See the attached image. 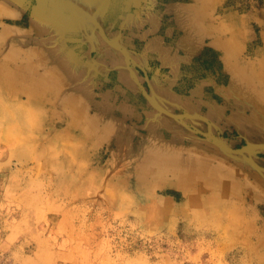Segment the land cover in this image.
Masks as SVG:
<instances>
[{
    "label": "rangeland",
    "instance_id": "obj_1",
    "mask_svg": "<svg viewBox=\"0 0 264 264\" xmlns=\"http://www.w3.org/2000/svg\"><path fill=\"white\" fill-rule=\"evenodd\" d=\"M154 1V8L163 12L177 2L189 5L194 2ZM197 1L205 2L210 21L222 30L224 37L236 33L242 60L264 63V0ZM173 8L166 12L165 19L161 13L164 25L159 31L162 35L170 25L169 20L177 17ZM20 10L24 16L0 14V30L7 29L8 33L5 39H0L1 72L12 66L8 58L18 45L15 30L20 28L22 34L27 31L28 36L32 28L29 22L32 8ZM120 16L123 20V11ZM81 20L85 24L90 22L83 15ZM102 22L107 36L121 41L137 61H145L139 57H143L154 35L149 32V24L128 33L129 29L124 28L122 22L120 25ZM171 35L164 36L166 44L173 43L177 32ZM33 37L31 45L35 44ZM213 40L214 34L205 35L188 61L183 60L187 52L183 48L179 50L180 64L176 68L188 74L184 76L188 84L184 89L176 86L177 93L188 95L195 82L209 77H214L217 85L229 83L223 64L224 49ZM80 43L70 42L67 50L83 52L82 60L87 51L96 57L97 49L85 48ZM106 45L118 58L111 57L121 60L127 76L130 69L136 72L148 95L152 94L150 84L153 86L157 72L165 75V80L167 76L171 78V67H165L154 52L147 53L149 59L144 67L122 55L120 45L116 48ZM110 64L108 60L109 67ZM110 68L116 72L121 66ZM80 74L81 85L92 77L89 72ZM115 76L113 74V82L117 83ZM135 81L126 95L131 101L138 98L145 106L150 100L148 97L146 100L143 93L138 94L139 83ZM78 82L76 79L72 85L57 88L50 97L43 91L35 92L30 84L6 85L0 80V263L264 264V197L254 183L248 184L249 179L239 176L228 190H210L200 184H179L180 177L171 170L150 169L149 158L155 147L146 113L137 105L140 119L124 120L120 119L124 109L109 105L112 109L108 107L106 116L101 119L97 116L99 130L96 126H83L67 104ZM167 82L163 85L168 87ZM112 86L108 84L105 88ZM242 86L240 83L236 88ZM106 89L104 91H108ZM203 90L217 104L230 108L221 116L224 120L222 138L237 149L249 145V140L264 142V134L253 124L239 127L226 119L234 107L215 97L210 87ZM160 95L159 101L175 113L189 112L178 103H171L170 97ZM125 97L120 94L118 101ZM92 100L98 102L103 98L94 95ZM206 107L201 112L204 115H207ZM246 111L247 117L253 116L251 109ZM96 113L94 106H88V116L94 117ZM108 119L111 120L105 121ZM185 124L195 128L191 119ZM165 127L161 137L169 140L174 133L172 129L168 131L169 126ZM207 127L205 123L202 130L207 131ZM200 137L205 138L203 134ZM263 150L243 154V157L251 159L257 153L256 160L264 165Z\"/></svg>",
    "mask_w": 264,
    "mask_h": 264
},
{
    "label": "bare ground",
    "instance_id": "obj_2",
    "mask_svg": "<svg viewBox=\"0 0 264 264\" xmlns=\"http://www.w3.org/2000/svg\"><path fill=\"white\" fill-rule=\"evenodd\" d=\"M63 1L67 6H61L55 0H0V14L2 16H24V12L20 9L22 7L32 8L31 20L29 19V22H32L30 33L26 36L27 31L22 34L20 28L15 30L16 37L14 38L18 42V48L17 46L13 48L15 50L14 52L11 51L8 58V62L12 63V66L2 72L0 70V80L6 85L25 86L30 84L35 92L43 91L46 95L52 97L57 92V88L59 89L66 84L72 85L77 79L79 81L78 88L69 95L67 104L72 107L73 116L83 126H96L95 129L99 130L97 118L106 116L105 113H109L107 109H112L110 106L124 109V115L120 119H140L137 116L136 100L131 101L126 95L130 93V87L131 90L133 89L132 83H135V80L138 81L142 92L145 91L140 77L130 69L129 82L126 77L124 78L130 87L125 90L127 93L123 96L126 97L122 101H118L122 88L119 87V82H113V74H116L115 77L117 78L115 70L108 75L96 74L100 70L99 63L103 64V59L115 55L106 44H111L115 48L120 45V48H122L121 53L132 60L129 50L121 41L107 36L100 16L94 13L93 3L90 5L91 9L89 10L84 6L81 7L80 3L76 1ZM148 4L151 7V3ZM115 5H118V0L114 3ZM114 6L109 8V12L115 14L117 8ZM161 13L163 14L161 9L150 13V21L154 26V31H157ZM176 13L178 22L181 23L180 27L186 33L184 41L192 51L195 52L204 36L209 34H214V44L224 49L223 63L226 73L229 74L231 85H229L228 91L227 89L218 91L224 94L227 93L225 95L229 99L230 105L235 108L234 115L229 117L230 120L239 127L240 125L250 127L253 124L258 132L264 134V63L253 62L251 64L242 60L239 54L241 43L235 38L236 33L235 35L230 34L231 37H224L222 30L210 21L205 2L200 3L194 0L189 6L177 7ZM82 15L86 16L90 22L87 24L82 22ZM104 16L109 20L115 19L108 13ZM92 31L101 36V39H99V36V38H95L97 40L95 44L100 45V50H102L97 61H94L95 67L92 65V61H88L86 65L80 63L84 62L82 60L83 52L78 53L73 49L71 51L67 50L70 42L74 43L72 41L68 42L69 39L73 36L76 37V40L88 39L87 36L94 38L91 34ZM228 31L230 32V30ZM7 34V29L0 30V39H5ZM33 36H36V38ZM31 37L35 40L34 45L29 44ZM159 38L156 37L154 41L155 48L160 51L163 42ZM75 43L78 45L77 41ZM163 53L161 52V54ZM111 58L112 63L118 61L114 57ZM88 67L95 68L91 73L92 77L89 80L86 78L84 85H81L78 75L86 72L85 70ZM179 74L177 70L175 76ZM125 76L127 75L125 74ZM207 82H213V80L208 78ZM240 83L244 86L239 89L236 88ZM108 84H113V86L106 89L105 87ZM136 87H138L137 84ZM105 89L108 91H104ZM152 89L153 92L148 99L154 109L150 115V120L147 121V127L150 128V134H154L153 147H155V151L149 158L150 169L164 168L171 170L180 177L179 184H200L210 190L220 188L228 190L232 188L229 185H235L234 182H236V179L239 180V176H241L245 180L249 179L248 184L254 183L257 191L264 197V165L256 160L258 151L264 149V142L256 143L249 140V145L244 146L243 149H237L221 137L224 128L216 122V118L221 119V116L225 113L223 109L213 108L207 115L194 109L186 113L176 114L171 108L169 109L159 101V91ZM96 90H99V92H95ZM195 94L199 95L197 99L201 101V96L203 97L204 93L201 90H196ZM94 95L101 96L103 100L93 101L92 97ZM88 106L96 108V116H88ZM248 108L253 111V116H246L248 112L246 109ZM116 111L121 112L119 109H116ZM196 118L208 124L207 131L202 130L205 123L197 121ZM188 119L193 121L195 128L188 127L185 124ZM109 120L111 119L105 121L109 122ZM113 122L117 125V122L114 120ZM165 126L171 127H168V131L172 129L174 133L169 140H163L162 138L163 132L167 128ZM201 134L205 138L200 137ZM186 141H189V144ZM252 152L257 153L251 159L243 157V154L250 155ZM244 176H247V178H244Z\"/></svg>",
    "mask_w": 264,
    "mask_h": 264
},
{
    "label": "crops",
    "instance_id": "obj_3",
    "mask_svg": "<svg viewBox=\"0 0 264 264\" xmlns=\"http://www.w3.org/2000/svg\"><path fill=\"white\" fill-rule=\"evenodd\" d=\"M55 1L61 6L66 5V3L63 0H55ZM73 1L74 2L76 1V2L80 3L81 7L84 6V7H86L89 10L91 9L90 5L93 3L94 4L93 7L95 9L94 13L96 15L100 16L101 21H104V22L108 21V23L110 22L109 24H113V25H116V24L120 25L119 22H122L123 23V27L126 28V29H129L128 33L129 32L133 33L134 29L141 28L145 24H149V26H151V28L149 29V32H151L154 35H153L152 39L146 45L143 57H139L138 56L139 58L145 59V61H142V60L140 62L137 61V57L134 56V54L131 52L130 49H128V50H129V52L131 54L130 56L133 55L132 56V60L134 59V62L136 63V65H140V63H141V65L145 67L146 62H148V59H149L147 53L149 51H151V52H154L162 60V62H163L165 67H167V66L171 67V68L169 67L170 68V74L169 75L171 76V78L167 76V79H166L169 82V84H168L169 86L167 87V85H163L164 81H166L163 78V76H165V75H161L160 76L159 72H157L156 76H155L156 78L153 81V86H152V84H150V88L151 89L154 88L156 91L158 90L159 91V92L157 91L158 94L170 97L168 99L172 100V101L169 100L171 103H173V104L178 103V105H180L182 108H184L185 110H188V111L191 110V109H194L195 111L203 112L204 107L207 106L206 107V109H207L206 114L209 113L210 110L212 111L213 108H221L226 113V110L229 107L224 108V107H222V105L217 104L216 101L212 100V97L210 96V94L205 92V90H203V89L210 87L211 90L214 92V96L215 97L218 96L221 100H223V103H228L230 105V101L227 98V96L225 95L227 93L224 94V93H221V91H218V90H221V89H223L222 91H225L226 89L228 91L229 88H230L229 85H231L230 81H229L228 84H225V85L224 84L223 85H217V82L215 81V78L214 77H209V78H211L213 80V82H207L208 79L207 80H202L201 82H197V83L195 82L193 87L190 89V92L188 93V95L177 93V91H176L177 87L179 89H184V86L187 87V84H188L186 82V80L184 79V76H188V74L183 73V72L179 71L176 68L178 63H179V50H182V48H183V50L185 52H187L186 53L187 58L185 57V59H183V60L188 61L190 59L189 55L193 56L195 54V52L198 50V48L194 52L185 43L184 37L186 36V33H185L184 29H182L180 27L181 23L178 22L177 17L174 19L175 21L172 20V19L169 20V24L170 25L167 24L168 27L166 29V32H164V35L160 34V31H159V29L160 30L162 29V25H164L162 17L160 18L159 25L157 23V25H158L157 26V31H154V26L152 25V22L150 21V13L153 12V11H156V9L154 8V6L156 5L154 0H118V5H115V6H114V3L117 0H73ZM148 3H151V7H149ZM112 6L117 8V10L115 11V14L113 12H109V8L112 7ZM133 6H135V10L132 12L131 8H134ZM182 6H189V4L188 3L177 2V3H174V4H171V5L167 6V8H165V9H167L168 11H164L163 12L164 19H165V17H167V16H165L166 12H169V10L172 7H174L173 9L176 11L177 7H182ZM121 11H123V20L121 19V16H120ZM33 13H34V9H33ZM107 13L111 14V16H113L115 19L114 20L107 19V17L104 16ZM170 21H174V22L171 23ZM104 32H106V30H104ZM172 32H177V37H176L175 40H173L172 44H166L165 41H164V36L165 35L172 36L171 35ZM91 34L94 36V38L93 37L89 38V36L86 35L88 37V39L87 38H83V40H79V39L76 40V37L73 36V38L69 39L68 42H70V41H72V42H76V41L77 42H82L81 46H83V44H84L85 48H86V46L89 49L96 48L98 50V53H97L96 57L93 58L90 55L89 51H87L83 47V50L85 49L84 52H86V51L87 52L84 55V59H83L84 62H80V63H83V65H86L88 61H92V65L95 67L94 60L97 59L98 56H100L101 51H102V50H100L101 46L98 45L97 43L95 44V42L97 41L95 38L96 37L97 38L100 37L99 39H101V36H99V34L94 32V31H92ZM156 37H160L159 39L163 42V46H161L160 51L155 48V41L154 40H155ZM132 38H133V35H132ZM128 42L131 43V41H128ZM67 48H69V47H67ZM215 49L216 48H214V50ZM161 52H164V53L161 54ZM140 53H142V52H140ZM110 59H112V58L111 57H106L105 59H103V64L99 63L100 70L98 71V74L99 73H103L102 75H104V74L108 75L111 72V68L110 67L115 66L116 69H118L121 66V68L118 71H116V73H117V80L119 82L118 83L119 87L122 88L121 89V96H123L125 93H127V91H125V90L129 89V87H130V86H128V83L126 82V80L124 78L126 77L127 81L129 82V77L130 76L129 77L125 76L127 69L123 66V64H122L120 59H118V61L116 63H112L113 61L112 62L110 61L111 64H110V67H109L108 66V60H110ZM154 59H158V58L154 57ZM94 67H88V68H86L85 71L89 72V73H92L93 69H95ZM224 68H225V66H224ZM177 70L179 71L180 74L178 76H175V72H177ZM122 80H125V81L122 82ZM122 83H125L124 86H125L126 89L124 88V86H122ZM209 85H212V87L209 86ZM196 90H201L204 93V96L203 97L201 96V101H198V99H197L199 95L195 94ZM151 91L153 92V89ZM139 92L143 93V95L146 96V100H147V97L149 98L150 94L148 95L146 90L144 92H142V90L138 87V94H139ZM136 104L139 105V109L140 110H142L144 113H146L147 117L145 115L144 116L147 119V121L150 120V117H151L150 115L152 114V111L154 109L150 105V102L147 100V102L145 103V106H144L143 103H139V100L137 98ZM176 114H178V113H176ZM231 115H234V110H233V113ZM231 115H228L227 117L224 116V117H226V119H230L229 117ZM222 118L223 117H221V119L220 118H216L217 119L216 122L220 126H222V124L224 122V120Z\"/></svg>",
    "mask_w": 264,
    "mask_h": 264
},
{
    "label": "built area",
    "instance_id": "obj_4",
    "mask_svg": "<svg viewBox=\"0 0 264 264\" xmlns=\"http://www.w3.org/2000/svg\"><path fill=\"white\" fill-rule=\"evenodd\" d=\"M0 264H9V263H0Z\"/></svg>",
    "mask_w": 264,
    "mask_h": 264
}]
</instances>
